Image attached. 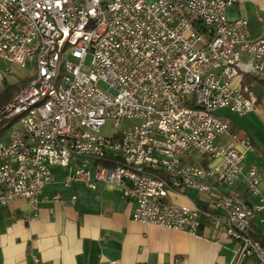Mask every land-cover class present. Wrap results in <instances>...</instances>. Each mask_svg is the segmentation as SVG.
Returning a JSON list of instances; mask_svg holds the SVG:
<instances>
[{"label": "built area", "instance_id": "obj_1", "mask_svg": "<svg viewBox=\"0 0 264 264\" xmlns=\"http://www.w3.org/2000/svg\"><path fill=\"white\" fill-rule=\"evenodd\" d=\"M237 1L184 0L190 9H181L171 0H0L6 11L0 18V90L9 64L37 71L32 88L1 112L0 129L51 86L58 59L66 63L61 92L0 141V206L24 200L36 216L53 169H70L64 191L76 182L92 190L94 182L118 185L134 204L133 222L191 236L218 227L238 244L232 264H264L263 251L244 238L253 224L264 231L263 173L256 163L245 169L249 151L218 115L228 110L244 118L257 109L244 78L264 87V37L253 36L246 19L226 16ZM34 40L43 42L40 56H32ZM107 122L117 129L110 138L100 134ZM61 145L73 147L84 166L70 168ZM99 152H118L124 163L147 162L158 182L115 174L97 162ZM16 156L28 157V164L16 166ZM1 158H11V166H2ZM211 183L253 207V224L225 210ZM237 185L246 199L233 193ZM188 190L206 198L192 208L171 202ZM63 199L56 193L50 202ZM231 226L242 228V235H232Z\"/></svg>", "mask_w": 264, "mask_h": 264}, {"label": "crops", "instance_id": "obj_2", "mask_svg": "<svg viewBox=\"0 0 264 264\" xmlns=\"http://www.w3.org/2000/svg\"><path fill=\"white\" fill-rule=\"evenodd\" d=\"M226 16L228 20L246 19L250 33L264 37V0H238ZM229 124L236 140L251 139L248 135L240 139ZM251 141L249 152L255 153ZM253 163L245 162V169ZM258 168L263 173L258 190L264 198V171ZM70 173V169L64 175L53 173L54 182L40 195L36 216L24 200L0 206V264H232L238 244L223 229L211 227L201 230L202 236H191L135 223L134 204L123 197L120 186L94 182L92 190L76 182L64 191L61 182ZM211 192L232 197L221 183H211ZM242 192L240 185L233 191ZM56 193H64V199L51 203ZM185 193L174 195L171 202L192 208L202 201ZM70 195L75 196L74 202ZM250 233L264 235L256 224Z\"/></svg>", "mask_w": 264, "mask_h": 264}, {"label": "bare ground", "instance_id": "obj_3", "mask_svg": "<svg viewBox=\"0 0 264 264\" xmlns=\"http://www.w3.org/2000/svg\"><path fill=\"white\" fill-rule=\"evenodd\" d=\"M174 3H181V9H190V2H184V0H171ZM0 18H6V11H0ZM43 53V42L41 40H34V49H32V56H40ZM66 63L65 59H58L56 62L55 71L51 74V86L48 89H44L38 96L31 98L26 102V108H20L19 111L10 115V118L6 119L4 126L0 129V141L6 140L7 136H10L13 128L20 127L23 121H30L33 116L36 115V111L41 107H46L49 104L52 96H57L58 92H61V83L63 81V75H65ZM31 79L26 85L22 86L18 92L3 106L0 108V121L1 112L6 111V106H12L13 100L22 96V93L29 91L32 88V83L37 81V71H34L31 75ZM249 151L251 149V144L248 139L240 141ZM61 152H64V156L69 158L70 163L76 164V168L84 166V159H79L78 153L75 152L73 147L69 145H61ZM82 157H89V150H82ZM111 158L114 167L115 174L124 175V173L134 174L139 176L141 179H145L151 182H158V174L156 171H149L147 169V162L145 161H135L131 163H124L123 160L118 158V152H99L97 155V162L104 161ZM28 164V157L16 156V166H25ZM2 166H11V158H1ZM222 201L225 202V210H232L236 215L243 216V223L252 224L253 222V207L246 206L242 204L241 201H232V197H222ZM264 234V231H262ZM232 235H242V228L238 226H231ZM244 238H246V243L252 245L253 249L256 251H263L264 247L252 237L250 229L244 230Z\"/></svg>", "mask_w": 264, "mask_h": 264}, {"label": "rangeland", "instance_id": "obj_4", "mask_svg": "<svg viewBox=\"0 0 264 264\" xmlns=\"http://www.w3.org/2000/svg\"><path fill=\"white\" fill-rule=\"evenodd\" d=\"M7 70L11 72L10 75H7L5 78V82L7 85H13L14 88L17 89V91L12 95V97L18 92V90L27 82L30 81L31 75L33 74V68L27 66L25 68H22L20 66H16L14 64H9L7 66ZM100 88L103 90H108V86L104 83L99 84ZM3 88V85H1V89ZM254 94L257 98L261 99L258 102L257 109L249 114L248 116L241 118L237 116L234 113L229 112L228 110H219L218 115L227 121H229L234 128L237 130V135L241 139L245 135H248L254 142V152H249L246 156V161L244 163H253L255 162L256 165L259 167L261 162V157L264 154V87L260 84H254L253 85ZM1 91V90H0ZM261 96V97H259ZM10 97V99L12 98ZM10 99L5 101L1 106L3 107ZM129 125L125 124L121 128L122 130L127 128ZM118 129V130H121ZM117 132V129H115L111 122H107L105 126H103L100 130L101 136L105 138L112 137ZM236 135V134H235ZM227 137L223 140L227 141ZM250 139V140H251ZM190 158L196 157L195 155L189 154ZM91 164V162H88ZM75 163H70V168H73V165ZM75 168V167H74ZM66 169L63 168H56L53 169L54 174L64 175V172ZM188 196L191 195L189 191H185ZM196 198L204 200L206 198V194L204 193H193ZM192 194V195H193Z\"/></svg>", "mask_w": 264, "mask_h": 264}, {"label": "trees", "instance_id": "obj_5", "mask_svg": "<svg viewBox=\"0 0 264 264\" xmlns=\"http://www.w3.org/2000/svg\"><path fill=\"white\" fill-rule=\"evenodd\" d=\"M253 83H254V80L251 79V78H244L243 79V85H248L249 87H251L253 85ZM26 84H24V85H26ZM16 91H17V89L14 88L13 85H7V83L4 81L3 82V88L0 91V106L5 101L10 99V97H12V95ZM259 101H260V99L258 98V102ZM249 142H250V144H252L251 140H249ZM260 162H261L260 167L264 171V154L262 155ZM98 163H100L101 165L106 166V167H114L115 166L111 158H108V159H106L104 161H101V162H98ZM201 164L203 166H206L207 162L206 161H202ZM241 195L246 199V197H245L246 194L243 193ZM252 237L255 238L264 247V235H260V236H256V237L252 235Z\"/></svg>", "mask_w": 264, "mask_h": 264}]
</instances>
